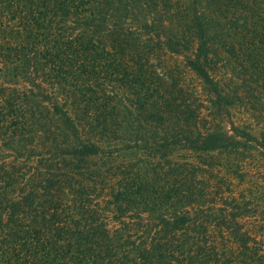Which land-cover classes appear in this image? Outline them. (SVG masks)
<instances>
[{
	"label": "trees",
	"instance_id": "obj_1",
	"mask_svg": "<svg viewBox=\"0 0 264 264\" xmlns=\"http://www.w3.org/2000/svg\"><path fill=\"white\" fill-rule=\"evenodd\" d=\"M0 264H264V0H0Z\"/></svg>",
	"mask_w": 264,
	"mask_h": 264
}]
</instances>
